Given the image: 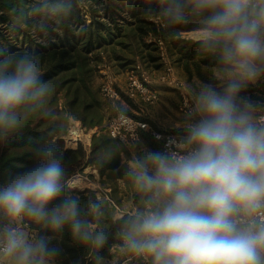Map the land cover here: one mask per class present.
Segmentation results:
<instances>
[{
  "label": "clouds",
  "instance_id": "9594fccd",
  "mask_svg": "<svg viewBox=\"0 0 264 264\" xmlns=\"http://www.w3.org/2000/svg\"><path fill=\"white\" fill-rule=\"evenodd\" d=\"M138 3L169 28L193 30L219 83L189 89L182 135L157 150L134 143L115 172L134 189L135 207L108 228L103 200L71 194L52 139L65 127L47 107L53 88L40 56L0 51V142L37 116L53 122L32 149V166L0 184V264H60L65 250L53 241L66 230L90 264H106L101 253L114 240L120 255L143 264H264V100L244 94L264 83V0H127ZM35 10L58 16L71 8L39 0ZM113 110L127 114L123 104ZM119 151L109 147L97 162Z\"/></svg>",
  "mask_w": 264,
  "mask_h": 264
},
{
  "label": "trees",
  "instance_id": "16d2710c",
  "mask_svg": "<svg viewBox=\"0 0 264 264\" xmlns=\"http://www.w3.org/2000/svg\"><path fill=\"white\" fill-rule=\"evenodd\" d=\"M39 0H0V51L37 53L42 61L43 78L52 85L53 92L47 107L55 110L56 120L65 130L52 137L60 145L65 157L67 182L81 173L85 166L91 165L99 171L102 184H113L121 178L132 191L133 203L136 193L121 173L115 172L126 162L122 158V142L109 136L105 125L114 115L107 111L108 102L101 92V68L113 71L136 70L140 75L148 69H160L166 66V60L181 66L188 78L198 77L203 82L219 83V75L213 59L198 53L194 39L184 38V34L193 31L187 28H169L159 18L145 16L142 3L129 8L127 0H63L70 5L66 15L52 16L37 12ZM82 4L87 7L89 18L84 16ZM162 42V45L159 43ZM163 49L166 58H163ZM192 66L194 69H192ZM121 93L120 104L132 105L133 100L126 92ZM141 100V99H140ZM127 114L137 120L150 123L147 116L134 114L127 109ZM67 117V120L65 118ZM74 117V118H73ZM70 119L78 120L86 128L98 130L92 136L90 151L83 144L76 148H67L64 136ZM53 122L43 117H35L27 122L25 128L7 141L0 142V184L9 175L24 171L34 163L32 149L47 138L48 129ZM141 130L137 148L143 146L153 150L163 147L153 131ZM178 134L177 130L171 131ZM119 145V154L103 165L97 162L98 156L107 148ZM69 186V185H68ZM72 189L71 194H78L82 202L92 194L105 202L106 215L102 226L111 228L115 208L110 202L98 196L93 190ZM114 189V187H113ZM115 190V189H114ZM50 234V233H49ZM60 243L65 250L60 264H90L91 253L76 245L70 234L65 231L62 237L53 243ZM102 255L106 264H111L117 257L113 249L118 241H110ZM125 256L119 257V262ZM128 264H143L138 258Z\"/></svg>",
  "mask_w": 264,
  "mask_h": 264
},
{
  "label": "built area",
  "instance_id": "2783aa9c",
  "mask_svg": "<svg viewBox=\"0 0 264 264\" xmlns=\"http://www.w3.org/2000/svg\"><path fill=\"white\" fill-rule=\"evenodd\" d=\"M82 8L87 7L82 4ZM84 16L87 19L89 18L86 9H84ZM160 44H162V42H160ZM108 70V68H101V92L113 110L115 104H120L121 93L115 85L114 77L108 72ZM171 71V68L167 66L166 72L162 76V80L166 83H169L170 85L179 87L182 83H178L177 81L175 82L172 79L173 76ZM126 74V92L131 98L141 99L148 104H152L158 100L159 96L157 90L151 87L149 81L147 80V76L144 73L140 75L134 70H126ZM187 105L188 102L184 100L181 108L185 111ZM149 129L150 127L147 122L137 120L128 114H126V116L124 117H120L115 112L114 115L108 120V123L105 127V131L109 134L110 137L128 145H133L138 141L141 130ZM95 133H97L96 129L86 128L80 121L70 119L69 129L67 131V135L64 137L66 147H72L73 145L78 146L79 143L83 144L84 146L83 138L86 137L88 140ZM153 134L157 139L162 140L163 146L169 137L179 136L178 134L172 132L161 133L153 131ZM82 180V175L78 173L69 180L70 182L68 181V185H70L69 183H71V186L76 188L78 187L77 184L79 183V181L82 182Z\"/></svg>",
  "mask_w": 264,
  "mask_h": 264
},
{
  "label": "crops",
  "instance_id": "0c3cea01",
  "mask_svg": "<svg viewBox=\"0 0 264 264\" xmlns=\"http://www.w3.org/2000/svg\"><path fill=\"white\" fill-rule=\"evenodd\" d=\"M169 67L171 68V66H169ZM126 70L127 69L121 70V71H113L112 70V72L110 70V73L114 77L116 87L118 89H120L119 91H122V92H125V90L127 89V78H126L127 74H126ZM143 73L145 75L147 74V77H148V80H149V83H150L151 87L154 88L155 90H157V92H158V95L160 97V104H161V107H162L161 108L158 105V109L160 110L161 113H163L162 114V118L164 119L163 120L164 122L158 121V123L160 124L159 125V124H157V122L155 120H152V119L151 120L149 119V120L152 122V124L158 130H161V131H164V132H169V129L182 127L183 121L178 122L177 120L172 118V116L174 115V108L172 106V104L174 103L173 102V97H174L173 96V91H174L175 88H179V87L170 85L169 83H166L165 81H163L162 80V76L164 75V73H162V71H159V70L151 68V69L146 70V72H143ZM179 74L181 76L180 78L182 79L183 78V76H182L183 73H179ZM172 76H173L172 79L175 82L176 81L178 83L181 82L180 78L175 76L173 72H172ZM110 108H111L110 105H107L108 113H111V109ZM136 113L146 116V115L149 114V111L148 110L145 111L144 109L141 108L140 111L136 112ZM169 118H170V120H169V122H167V119H169ZM180 123H182V124L180 125ZM91 129H93V128H91ZM122 146H123V152L121 153L122 154V158L127 161L131 157V155L134 154L136 149L134 147V144L133 145H128V144L123 143ZM76 147H77L76 145H73L72 147H68V148H76ZM79 174H81L82 177H83V180L81 182L82 188L83 189L86 188V189H90V190L96 191L98 196H102L103 198L107 199L110 202L111 206H113L115 208V216L116 217H120L121 215H123L124 213L128 212L129 210H131V209H133L135 207V205L133 203V198H132V191L130 189H128L127 185L125 184V182L121 178L116 179V181L112 185L111 184H102L101 183V176L99 174V171L97 170V168H95V167H93L91 165L85 166L83 171L81 173H79ZM69 184H70L69 186L71 188L80 190L79 188L72 187L71 183H69ZM113 187L115 189V192L117 191V188L119 187L120 190H123L124 192H129L131 194V196H130L131 198H130V202L128 204V209L127 210L120 208V205L117 203V200L119 201V197H115V198L114 197H110L108 193L100 194L101 191H109L110 192V189L113 190ZM113 250L115 252H118V247L114 248ZM119 257H122V255L117 253V257H115L113 259V260H115V264H128L131 260L135 259L134 257H131V256H125V259L123 261L119 262Z\"/></svg>",
  "mask_w": 264,
  "mask_h": 264
},
{
  "label": "rangeland",
  "instance_id": "374dc122",
  "mask_svg": "<svg viewBox=\"0 0 264 264\" xmlns=\"http://www.w3.org/2000/svg\"><path fill=\"white\" fill-rule=\"evenodd\" d=\"M85 9L87 10V8H85ZM88 16H89V14H88ZM184 38L196 40V34H195L194 31H189V32L184 34ZM160 45H162V44H160ZM166 55L167 54L165 52V49H163V54H162L163 58H166ZM165 64H166V66L164 68L161 67L160 69H158L159 71H162V73L166 72V67L167 66H171V69H172L171 72H173L174 75L177 76L178 78L181 77L179 73H183V75H182L183 78L182 79L180 78L182 84H180L179 88H175L174 87L175 88L174 91H173V96H174L173 97V102L174 103L172 104V106L174 108V115L172 116V118H174L178 122H181V121H183V113H184V110L181 107L183 105L184 100H186L188 102V104H189V99H190V97L188 95L189 89L190 88H194V87H198L201 83H203V81H201L198 77L187 79L188 78L187 73L183 70V68L181 66H178V65L175 66L174 64H172L170 62V60H166ZM192 69H194L193 66H192ZM108 72L110 73V69L108 70ZM111 72H112V70H111ZM146 76H147V74H146ZM147 80H148V77H147ZM244 94L250 96L251 98H253L255 100H264V83H260V84L251 86L250 88H248L246 90V92ZM123 105H125L127 109H130L134 114H137L136 112H139L141 108L144 109L145 111L148 110L149 114L146 115V116L150 120L151 119L155 120L157 122V124H159L158 121L164 122L163 121L164 119L162 118V114L163 113H161L160 110L158 109V105L161 107L160 97L158 98V100L156 102H154L152 104H148V103L136 98L135 100H133V104L132 105L127 104L126 101H125V103ZM169 120H170V118L167 119V122H169ZM150 123H151V121H150ZM150 123H148V125H149V127L151 129V124ZM181 124L182 123H180V125ZM68 129H69V125H68V128H67V131H68ZM173 130H177L180 135L183 134V128L182 127L169 129V132H171ZM66 135H67V133H66ZM83 139H84L83 140L84 141L83 142L84 143V147H86L87 149L86 148L85 149L87 150V152H89L90 151V145H91L92 137L90 139H88V140H87L86 137L83 138ZM121 144H123V143H121ZM77 185H78V187H76V188H79L80 190H85L86 189V188L85 189L82 188V184H81L80 181H79V183ZM86 190H90V189H86ZM103 193H108L110 197H114V198L115 197H119V201L117 200V203L120 205V208L125 209V210L128 209V204H129L130 198H131L130 197L131 194L129 192H124L123 190H120L119 187H118L116 192H115L114 189L113 190L110 189V192L109 191H101L100 192V194H103ZM111 264H115V260H113L111 262Z\"/></svg>",
  "mask_w": 264,
  "mask_h": 264
}]
</instances>
